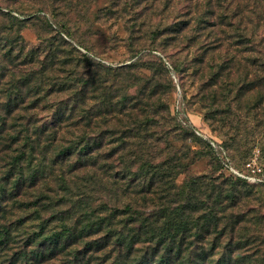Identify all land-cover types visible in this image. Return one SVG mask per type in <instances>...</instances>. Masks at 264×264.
Segmentation results:
<instances>
[{
  "label": "rangeland",
  "instance_id": "obj_1",
  "mask_svg": "<svg viewBox=\"0 0 264 264\" xmlns=\"http://www.w3.org/2000/svg\"><path fill=\"white\" fill-rule=\"evenodd\" d=\"M9 12L26 23L13 26ZM63 23L71 36L61 27ZM4 45L9 49L14 46L15 54L22 51V60L25 55H35V64L18 65V70L39 69L43 57L52 50L58 61L70 59L71 69L78 75L95 78L102 88L90 92L83 106L92 116L102 95L114 103L131 98L130 109L119 113L116 108L111 123L103 129H118L115 115L125 117V127L131 116L153 118V127L147 133L140 132L147 134L153 164L174 159L188 167L179 170L176 188L169 196L160 184L152 192L140 193L144 182L124 175L121 154L105 159L118 145L116 138L107 134L96 168H65V174L48 179L54 181L55 189L61 180L70 185L69 191L56 192L58 197L68 195L62 205L45 207L38 215L33 213L35 208L24 204L16 212L15 218H25L26 226L11 229L12 243L2 260H12L35 233L42 237L60 233L64 222L81 231L88 221L91 232L86 241L101 245L98 252L90 253L91 264H116L121 254L125 257L127 248L117 245L121 235H125L127 245L134 244L131 259L142 260L148 254L147 260L162 230L176 222L175 218L168 221L164 210L186 206L193 194L199 203L212 187L234 190L231 184L235 180L200 136L223 142L237 166L258 151L264 161V0H0L1 53L6 52ZM223 64L225 70L220 69ZM9 82L4 80L0 88ZM8 98V94L0 93V100ZM55 101L49 98L47 103ZM159 105H164L163 110L156 112ZM51 113V109L40 111V120L34 121L46 123ZM8 123L15 129L19 125L12 118ZM87 129L95 139L99 129ZM60 131L62 136L67 130ZM73 131L82 134L80 128ZM71 141H77L73 133L64 139L65 144ZM138 141L137 133L127 139L125 154L132 152ZM123 161L130 162L126 157ZM141 166V162L135 164L134 171H140ZM193 179L199 180L195 190L190 189ZM48 180L22 199L34 202L41 195L40 189H47L42 183ZM235 185V206L226 209L223 216L219 214L223 225L204 240L195 237L200 234L197 229L192 230L195 234L186 241L183 258L202 247L209 252L207 264H217L224 257L232 264H264V188ZM40 202L48 204L50 198L43 197ZM85 211L87 220L81 215ZM203 211L192 208L187 212L190 230ZM232 215L237 221L232 219L228 225ZM38 244L30 251L37 250Z\"/></svg>",
  "mask_w": 264,
  "mask_h": 264
},
{
  "label": "trees",
  "instance_id": "obj_2",
  "mask_svg": "<svg viewBox=\"0 0 264 264\" xmlns=\"http://www.w3.org/2000/svg\"><path fill=\"white\" fill-rule=\"evenodd\" d=\"M7 15L13 26L26 23V20L16 17L12 12ZM61 27L64 28L67 36H71L64 23ZM4 46L6 52H0V87L4 80L9 79L10 82L4 88H0V93L9 95L7 101L0 100V264H48L53 261H60L62 264H91L90 253L98 252L101 245L86 241L89 232H91V227H88L89 221L84 224L81 231H74L69 224L64 222L65 227L60 233L53 235L44 233L45 237L35 233L29 237L23 248L14 254L12 260H2L5 250H9L12 243L11 229L26 226L25 218H15L16 212L18 213L21 208L25 207L24 204L26 207L35 208L33 213L38 215L45 207L62 205L68 195L58 197L59 193L56 192L57 190L69 191L70 185H67L66 180H61L59 189H55L54 181L48 179L58 176L57 173L65 174V168H69L71 171L78 166L96 168L104 154L102 150L107 134L115 137L114 143H118V145L105 156V159L109 161L121 154L122 161L120 160V163L124 166V175L129 176L130 179H136L137 182H144V187L141 189L143 191H139L140 193L152 192L151 189L160 184L165 195L169 196L171 191L176 188L174 180L179 175V170L187 168L188 165L176 163L174 159H167L161 164H153V154L147 150V134L143 136L140 134L142 130L147 133L153 127L151 125L155 123L153 118L141 120L131 116L130 119L127 118L125 127V117L115 115L118 120V129L114 131L108 128L103 129L111 123L112 114L116 108L119 113L130 109L131 98L125 97L121 102L114 103V99L106 100L102 95L96 115L92 116L89 114V109L83 106H85L89 94L100 92L102 88L99 83H95V78L91 79L86 76L87 74L78 75L71 69L72 61L70 59L58 61L56 53L52 50L43 57L40 65L37 66L39 69H34L35 66H33L30 70H18V65L24 67L35 64V55H25L22 60V51H17L18 54H15L14 46L11 49L8 48L9 45ZM90 65H92L91 60H89ZM229 65L230 63L225 66ZM220 69L225 70L224 64ZM215 76L220 75L215 74ZM60 80L63 83H59ZM49 98H56L55 103H47ZM55 106H57L56 110H54ZM135 107L136 105L131 108ZM163 107L164 105L157 106L156 112L163 110ZM47 109H51L53 115L50 120L43 124L35 122L34 120H40L38 113ZM9 118L19 121L17 129H15V125L8 126ZM94 119L101 121L94 122ZM115 126H117L116 123ZM86 127L93 131L95 128L99 129L95 139L91 137ZM74 128L82 129V134L77 135L73 131ZM63 129L67 131L61 136L60 130ZM194 131L200 135L198 130L194 129ZM71 133L77 137V141L65 144L64 139L67 135L71 136ZM136 133L139 139L136 143L137 146L132 152L125 154L126 149L129 148L127 139H131ZM200 137L205 140L208 150L215 153L221 167L228 172L231 179L235 180V184L244 183L264 188V181L251 183L232 172L234 169L245 173V164L252 158L244 161L241 166H237L232 162L229 151L223 142L207 136ZM124 157L128 158L130 162L125 163ZM139 162L142 163L140 171H134V165ZM101 168L104 167L101 166ZM101 168L98 169L101 170ZM61 177L59 175V178ZM45 180L48 181L42 184L47 189H40V197L34 202L26 203L22 197L25 198L29 193L36 191L40 182ZM198 181L196 179L191 181V190L197 188ZM234 185L231 184L234 190L229 192L212 187L206 191L205 199H201L199 203L196 201V195L193 194L189 196L186 206L182 205L176 211L164 210V216L168 217V221L175 218L176 222L171 226L166 225L162 230V235H160L151 257L147 260L148 254L142 260L131 259L133 253L131 248L134 244L127 245L125 235H121L117 245L120 248H127V252L125 251V257L121 254L116 259V264H207L209 252L205 248L194 250L188 258H183L184 246L186 241L194 236L195 233H192L194 229L200 233L195 234V237L202 240L215 230H219L218 226L223 225V218L219 214L223 216L226 209L232 208L236 204L234 203L235 194L238 189ZM48 191L51 194H46ZM43 197H49L50 202L42 204L40 199ZM192 208L199 212L203 209L205 211L202 212V215L200 214L201 217L198 221L193 220L190 230V216H187V212ZM81 215H84L86 220L88 219L86 211ZM235 218L237 217L232 215L228 225L232 219L233 222H236ZM64 220L65 218L61 217V221ZM166 239L170 243L165 244ZM38 242L39 248L30 251V247ZM81 244L84 246L80 247ZM214 249L215 246L212 250ZM162 251H164L163 254H160ZM221 260L217 264H232L230 260L226 261L225 257Z\"/></svg>",
  "mask_w": 264,
  "mask_h": 264
},
{
  "label": "built area",
  "instance_id": "obj_3",
  "mask_svg": "<svg viewBox=\"0 0 264 264\" xmlns=\"http://www.w3.org/2000/svg\"><path fill=\"white\" fill-rule=\"evenodd\" d=\"M236 175L248 180L251 183H260L264 181V162L259 156V151L254 157L245 164V173L232 170Z\"/></svg>",
  "mask_w": 264,
  "mask_h": 264
}]
</instances>
